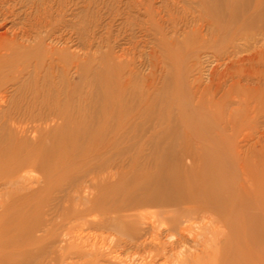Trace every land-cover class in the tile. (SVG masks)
<instances>
[{"label": "rangeland", "instance_id": "obj_1", "mask_svg": "<svg viewBox=\"0 0 264 264\" xmlns=\"http://www.w3.org/2000/svg\"><path fill=\"white\" fill-rule=\"evenodd\" d=\"M19 2L0 35L46 11L51 38L17 54L54 55L51 81L71 98L63 116L40 114L53 106L32 68L0 87V164L22 149L0 166V264H181L185 252L197 264H264V0ZM208 152L233 203L239 190L244 229L198 219V243L171 251L165 234L168 250L154 257L150 239L122 236L107 210L92 211L122 198L136 168L159 166L157 154L198 164ZM257 224L259 247L248 233Z\"/></svg>", "mask_w": 264, "mask_h": 264}, {"label": "bare ground", "instance_id": "obj_2", "mask_svg": "<svg viewBox=\"0 0 264 264\" xmlns=\"http://www.w3.org/2000/svg\"><path fill=\"white\" fill-rule=\"evenodd\" d=\"M10 1L15 4L13 6H0V29L7 26L6 24L11 18H18L16 12L20 10L21 6L18 5H21V3L19 0H6V3ZM49 26L46 11L42 12L38 18H32L31 13H26L24 22L9 29L11 34L7 31V33L0 35V87L5 81L11 83H17L19 79L22 81L24 72L32 68L31 77L35 80L38 77L42 79V91L49 93L47 97L42 96V102L47 103L50 107L53 106L48 113L40 114L47 117H59L63 116L60 109H58L61 107L60 103L71 98V94L67 92V87L57 85L54 82L53 84L51 81L52 78L55 79L57 76L55 72L60 68L61 63L59 60L50 54L43 56L39 54L31 55V53L17 54L18 49L27 50L32 48V43H35L36 46L42 45L43 40L40 37L42 33H46L47 37L51 38L53 31L49 29ZM72 56L76 59L77 53L73 52ZM72 65L73 68L77 67L76 63ZM11 74L17 76L10 80H4L7 75ZM42 91L37 90L36 92L42 93ZM9 114L11 116L13 113ZM5 116L7 120L11 119L10 116ZM1 118L4 120L3 116ZM22 147L24 148V146ZM44 148L46 147L44 146ZM17 149L13 154L9 155L7 153V156H4L5 159L1 162V167H8L10 162L17 159V154L22 152L21 148ZM42 150L36 160L38 162L42 158L47 160L48 151L47 149ZM154 157L160 159L159 166L136 168L132 176L133 180L122 184L125 190L122 198L114 197L107 208L103 207V203L99 201L92 210L93 212L107 210L105 211L107 218L104 219L112 221L113 230L116 233L129 236L130 239L136 241L144 237L145 240L150 239L147 248H154L152 250L156 251V255H154L156 257L164 255L168 250L167 244L161 241L162 235L166 234L172 239V242L168 243L171 251L182 248L191 238L198 243L197 237L192 233L191 226L198 219L210 217L212 219L216 218L219 223H223V219L227 218L228 221L225 224L228 228H232V226H238L240 220L243 225V223H246V218H250L249 215L243 212L238 189L236 190L237 194L234 193L236 194L234 203L231 201L232 197L229 195L226 185L224 169L217 162V158L212 152H208L198 164H196V160L191 161L190 164H185V160L190 157L188 153H183L180 156V161L175 163L169 156L157 154ZM231 185L233 186V184ZM148 209H153V211H144ZM257 219L259 220V216H257ZM139 224L145 225L141 235H139L141 227ZM121 227H126V233ZM244 228L245 225H243ZM250 229L248 233L252 238V244L259 247L262 242L256 241L255 236L261 227L257 224ZM240 238L237 237V239ZM184 256L185 258L180 261L181 264H197L201 261V256L196 253L185 252ZM151 262H154V260H151Z\"/></svg>", "mask_w": 264, "mask_h": 264}]
</instances>
